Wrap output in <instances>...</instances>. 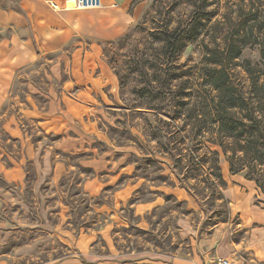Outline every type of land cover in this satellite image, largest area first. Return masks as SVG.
<instances>
[{
	"label": "rangeland",
	"instance_id": "obj_1",
	"mask_svg": "<svg viewBox=\"0 0 264 264\" xmlns=\"http://www.w3.org/2000/svg\"><path fill=\"white\" fill-rule=\"evenodd\" d=\"M130 10L134 18L121 34L79 38L76 45L96 51L84 69L47 52L16 72L0 116V185H12L24 202L0 197V264H174V257L195 253L202 238L235 220V204L249 198L264 207L261 189L249 186L244 174H232L221 146L204 139L205 129L214 132L206 114L189 116L190 107L201 108L214 92L205 77L210 68H226L246 89L252 79L247 67L264 63V0H208L204 6L198 0H132ZM199 13L205 23L200 36L168 60L158 30L189 27ZM236 29L235 41L225 37ZM6 35L0 32V39ZM231 45L238 58L227 57ZM215 54L225 58L222 65L213 62ZM75 78L109 86L98 95L89 88L78 94ZM180 100L190 103L181 107ZM53 103L59 115L40 116L59 120L63 132L57 134L23 110L46 111ZM202 120L208 122L200 129ZM26 133L38 147L36 163L23 154ZM196 144L195 153L205 158L198 165L189 162ZM208 149L218 150L225 183ZM44 155L65 162L61 177L44 173ZM21 174L19 182L3 177ZM26 242L31 245L20 246Z\"/></svg>",
	"mask_w": 264,
	"mask_h": 264
},
{
	"label": "crops",
	"instance_id": "obj_2",
	"mask_svg": "<svg viewBox=\"0 0 264 264\" xmlns=\"http://www.w3.org/2000/svg\"><path fill=\"white\" fill-rule=\"evenodd\" d=\"M73 1L76 0H11L8 6L0 0V32L5 30L9 32V35L0 39V116L5 111V102L10 94L13 78L20 68L35 62L44 53L58 52L57 58L69 59L68 66L70 64L75 67L81 64L80 67L84 69V60L88 58V54H95L96 51L76 45L81 42L79 38L82 35L107 39L115 37L121 34L134 18L130 12L132 0H103V6L93 8L69 6L68 3ZM50 2L54 3L55 8ZM74 42L73 49L68 50L66 45ZM74 81L76 87H80L78 94L87 92L89 88L98 95L105 86H109L107 80L99 87L89 80L84 82L75 78ZM68 82L66 79L63 80V86ZM23 110L29 111L27 116L37 120L45 128L47 126L53 128L47 133L63 132L57 124L60 123L59 120L44 117L47 114L59 115L56 103L51 104L46 111L39 107L38 111L34 107ZM40 114L45 115L41 117ZM15 132L18 138L22 137L20 126ZM22 140L26 160L36 163L38 147L35 146V142L29 139L27 133ZM47 156L44 155L43 159H40L42 170L52 179L61 177L65 171V162L62 159L52 161V158ZM3 177L8 183L23 181V174L16 177L6 176L7 179ZM246 180L250 183L249 186L253 185L254 181ZM12 187L0 185V197L3 199L12 197L22 205L21 201L24 202L22 194ZM250 201L248 198L239 205L235 204L233 208L237 215L235 220L224 221L223 225L216 227L210 236L202 238L195 253L174 257V264H205L210 257L215 256L232 258L236 264H264V207ZM34 224L32 221L31 225ZM2 229L0 226V238L1 232H4ZM22 245L31 243H22L20 246Z\"/></svg>",
	"mask_w": 264,
	"mask_h": 264
},
{
	"label": "trees",
	"instance_id": "obj_3",
	"mask_svg": "<svg viewBox=\"0 0 264 264\" xmlns=\"http://www.w3.org/2000/svg\"><path fill=\"white\" fill-rule=\"evenodd\" d=\"M198 1L204 6L208 0ZM203 15L202 13L196 15L189 27L176 26L172 29L158 30L157 39L163 43V50L168 60H172L177 56L186 40L195 41L200 36L201 29L205 25L202 21ZM245 22L246 20L241 21L239 27L241 28ZM233 33L235 34L225 37H230L232 41H235L236 37L234 36L240 32L236 29ZM216 53H219V51ZM240 54L237 46L235 48L231 45L227 57L235 59ZM212 57L215 64L222 65L224 63L225 58L222 55L215 54ZM250 66L247 67V71L252 79L246 89L238 87L232 82L226 68H210L205 77L210 90L214 92L209 99L205 97L202 100L201 108L190 107L189 116L200 118L201 111L206 114L214 132H209L208 128L205 129L209 133L207 135L211 136H205V131H203L204 139L207 137V140L210 139L212 143L221 146L223 152L227 155L232 174H244L247 179L253 180L264 194V63L261 66ZM189 103L190 101L180 100L178 104L185 107ZM203 120H207V118L205 117ZM203 120L199 124L200 129L203 126L206 128L208 121L204 122ZM194 139L197 143L202 142L201 139L197 140V137ZM184 142L185 140H181V143ZM198 149L197 144L195 149H191L189 162L194 165L205 161V158H200L195 153ZM207 152L211 153L216 166L215 175L221 179V182L225 183L220 172L219 158L217 157L218 150L208 149ZM179 161H181L180 158H178ZM193 169H196V166Z\"/></svg>",
	"mask_w": 264,
	"mask_h": 264
},
{
	"label": "built area",
	"instance_id": "obj_4",
	"mask_svg": "<svg viewBox=\"0 0 264 264\" xmlns=\"http://www.w3.org/2000/svg\"><path fill=\"white\" fill-rule=\"evenodd\" d=\"M102 0H79L83 7L93 8L101 7ZM205 264H236L232 258L229 257H210V259Z\"/></svg>",
	"mask_w": 264,
	"mask_h": 264
},
{
	"label": "bare ground",
	"instance_id": "obj_5",
	"mask_svg": "<svg viewBox=\"0 0 264 264\" xmlns=\"http://www.w3.org/2000/svg\"><path fill=\"white\" fill-rule=\"evenodd\" d=\"M78 2H79V0H77ZM101 3H102V6H103V0L101 1ZM81 7H83L82 6V4L79 2V6H78V8H81Z\"/></svg>",
	"mask_w": 264,
	"mask_h": 264
}]
</instances>
